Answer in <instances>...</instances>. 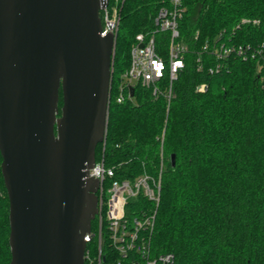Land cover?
<instances>
[{"label": "trees", "instance_id": "trees-1", "mask_svg": "<svg viewBox=\"0 0 264 264\" xmlns=\"http://www.w3.org/2000/svg\"><path fill=\"white\" fill-rule=\"evenodd\" d=\"M168 2L109 0L120 23L106 143H98L96 158L104 154L130 177L158 174L163 167L160 202H147L156 209L155 252L172 251L179 264H264V64L230 55L210 71L216 59L203 49L221 30L231 43H264V0H185V65L170 100L166 90L154 94L137 85L135 98L120 102L136 33L152 27ZM199 82L207 84L204 90ZM2 159L0 151V264H9L10 200ZM94 246L88 243L92 254Z\"/></svg>", "mask_w": 264, "mask_h": 264}, {"label": "water", "instance_id": "water-1", "mask_svg": "<svg viewBox=\"0 0 264 264\" xmlns=\"http://www.w3.org/2000/svg\"><path fill=\"white\" fill-rule=\"evenodd\" d=\"M108 3L0 0L9 264H85L98 211L99 179L89 172L107 133L116 46L115 34H102Z\"/></svg>", "mask_w": 264, "mask_h": 264}, {"label": "built area", "instance_id": "built-area-1", "mask_svg": "<svg viewBox=\"0 0 264 264\" xmlns=\"http://www.w3.org/2000/svg\"><path fill=\"white\" fill-rule=\"evenodd\" d=\"M186 9L185 0H169L157 10L153 26L136 33L130 48V63L122 75L118 101L135 98L137 85L151 89L154 94L166 90L170 100L173 80L185 65L187 44L181 35L180 21ZM101 10L102 34L113 33L117 37L119 14L110 11L108 5ZM224 34L221 30L216 38L204 43L203 49L216 59L210 71L219 70L222 60L230 55L257 59L259 64H264V43H231ZM113 68L112 63V72ZM132 86L134 94H131ZM206 86L205 82L197 84L199 90ZM162 170L163 167L158 174L143 172L124 176L107 163L104 154L96 158L89 172L99 179L96 228L85 236V259L90 264H179L174 252H155L151 243L156 209L150 207L149 210L147 202L152 205L160 202ZM90 242L95 245L93 254L91 247L88 248Z\"/></svg>", "mask_w": 264, "mask_h": 264}, {"label": "rangeland", "instance_id": "rangeland-1", "mask_svg": "<svg viewBox=\"0 0 264 264\" xmlns=\"http://www.w3.org/2000/svg\"><path fill=\"white\" fill-rule=\"evenodd\" d=\"M110 41H111V35H108V36L106 37L107 45L110 44ZM112 77H113V72H112ZM94 223H95V226H96V219H94Z\"/></svg>", "mask_w": 264, "mask_h": 264}, {"label": "flooded vegetation", "instance_id": "flooded-vegetation-1", "mask_svg": "<svg viewBox=\"0 0 264 264\" xmlns=\"http://www.w3.org/2000/svg\"><path fill=\"white\" fill-rule=\"evenodd\" d=\"M116 49V48H115ZM115 49H114V55H115ZM113 59H114V57H113Z\"/></svg>", "mask_w": 264, "mask_h": 264}]
</instances>
